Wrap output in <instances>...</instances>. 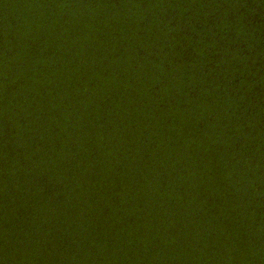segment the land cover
I'll return each mask as SVG.
<instances>
[{"label":"trees","instance_id":"obj_1","mask_svg":"<svg viewBox=\"0 0 264 264\" xmlns=\"http://www.w3.org/2000/svg\"><path fill=\"white\" fill-rule=\"evenodd\" d=\"M0 264H264V0H0Z\"/></svg>","mask_w":264,"mask_h":264}]
</instances>
